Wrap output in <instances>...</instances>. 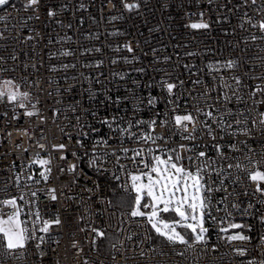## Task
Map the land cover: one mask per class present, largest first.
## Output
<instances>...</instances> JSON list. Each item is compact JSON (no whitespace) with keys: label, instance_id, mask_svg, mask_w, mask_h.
Here are the masks:
<instances>
[{"label":"built area","instance_id":"1","mask_svg":"<svg viewBox=\"0 0 264 264\" xmlns=\"http://www.w3.org/2000/svg\"><path fill=\"white\" fill-rule=\"evenodd\" d=\"M27 3L0 6V83L29 93L0 98V218L19 209L32 239L14 251L0 240V264H264V193L249 177L264 171V95L251 96L264 84V0ZM200 13L210 27L190 28ZM188 113L184 131L174 117ZM177 155L202 169L207 197L205 240L190 247L153 242L146 216L109 200L114 186L135 194L130 174L154 157ZM13 198L16 207L3 203ZM92 229L115 234L109 253Z\"/></svg>","mask_w":264,"mask_h":264},{"label":"snow or ice","instance_id":"2","mask_svg":"<svg viewBox=\"0 0 264 264\" xmlns=\"http://www.w3.org/2000/svg\"><path fill=\"white\" fill-rule=\"evenodd\" d=\"M42 0H28L26 8H33L34 6H39ZM111 2V0H109ZM252 4L256 3V0H251ZM9 0H0V6L7 5ZM124 7L131 11L132 9L138 8L139 4L136 3H125ZM47 15L53 17L56 13L48 9ZM201 20L199 22L191 23L188 25L192 29H208L210 24L203 20V13L199 14ZM38 18V17H37ZM251 22V18H249ZM255 26V25H254ZM260 30L264 31V20L260 21L258 24ZM256 39V37H253ZM127 47L128 51L131 52L133 49L130 46ZM229 68L235 67V62L229 61ZM236 83H240L239 77H234ZM264 81V76L257 77ZM6 87H0V98L7 96L10 101L26 100L29 96V93L23 92L19 93L18 91L9 90L13 86L11 80L4 81ZM18 87V86H15ZM167 91L171 93L176 87L175 84L166 83ZM257 94L264 95V84H257L254 91L251 93L252 97L257 96ZM152 103V100L149 101ZM264 103V100L261 101ZM20 107H24V104L21 103ZM28 115L33 113L29 112ZM208 116H211L212 113H207ZM259 123L264 125V112L260 114ZM175 124L182 127L184 131H188V125L195 123V119L191 113L185 115H176L174 117ZM154 123V122H153ZM239 123V121H237ZM255 123V121H254ZM195 130V129H193ZM209 134H211V128L209 127ZM151 137H149L150 139ZM194 138V137H188ZM43 147V145H41ZM60 149H63L65 146L63 144L58 146ZM219 148V146H217ZM127 151V150H125ZM137 156L140 155L139 152L136 153ZM201 157L205 156L204 152H200ZM62 159L64 157H61ZM181 160L179 155L172 157L168 156L167 159H162L160 156L154 157V162L149 165L145 163L144 167L148 171L140 170V174H130L131 187L130 190L135 193L134 204L132 206L130 216L132 217H147V223L151 225V228L155 232L165 238L170 244H183L191 246L189 240L186 239L187 232L181 233L177 231V227H182L186 230H190L193 234V242H201L205 240V233L208 231L203 226V217L205 215V209L207 207L206 200L207 197L202 194V189L204 185L202 181V169L197 168L195 171L190 170L186 166L179 164L178 161ZM41 165L48 164L49 161L40 160L38 161ZM97 161L92 160L90 163L95 164ZM231 167V165H229ZM239 167V165H237ZM75 168V165L70 167V171ZM50 171V169H47ZM155 174V175H153ZM41 176L47 177L44 173H41ZM249 177L252 181L257 182L256 190L258 192L264 193V188L260 187V184L264 182V171L256 170L249 173ZM147 179V183H144V179ZM125 191H129L127 186L124 187ZM54 193L55 190L53 189ZM179 193V195H177ZM32 195H35L33 193ZM150 198V203L141 204V201L144 199V196ZM53 200H56L57 197L55 194L51 197ZM23 199V197H20ZM5 205H11L16 207V199H8L3 201ZM141 207L150 208V212H144L141 210ZM174 213V217L169 221L168 219L161 216L162 213ZM199 213V218H198ZM20 211L17 209L13 214L7 215V218H0V240L3 241L4 246L10 250L14 251L17 249H24L26 242L32 239V236L29 233V229L26 226V222L19 219ZM179 217V219H176ZM37 220L39 216L37 215ZM50 223L59 224L60 220L57 218L55 221L43 222V227L39 228L41 232H48ZM232 228H239L241 225L232 224ZM227 231V229H222ZM96 232L98 236H104V232L98 231L97 229H92ZM130 238V237H129ZM41 242H43V237H38ZM230 241L235 240H249L250 237L234 234L228 237ZM261 239H264L262 237ZM37 244V248H39ZM240 255H243L245 250H238Z\"/></svg>","mask_w":264,"mask_h":264},{"label":"trees","instance_id":"3","mask_svg":"<svg viewBox=\"0 0 264 264\" xmlns=\"http://www.w3.org/2000/svg\"><path fill=\"white\" fill-rule=\"evenodd\" d=\"M134 197H135V194H127V195L122 194L119 191V189L115 186L111 189L109 193L110 203L118 210L132 209V206L134 204ZM174 215L175 214L172 212L161 214L162 217L168 220H171L174 217ZM204 222L206 224V229H207L206 215H204ZM178 228L181 233L187 232V235L185 237L186 239H188L189 241H193V234L190 232V230H186L182 227H178ZM149 229H150L153 242H157V243L168 242L165 238L159 236L150 226H149ZM115 238H116L115 234L104 232V236L97 237L95 249L102 254L109 253L111 245L115 241Z\"/></svg>","mask_w":264,"mask_h":264},{"label":"rangeland","instance_id":"4","mask_svg":"<svg viewBox=\"0 0 264 264\" xmlns=\"http://www.w3.org/2000/svg\"><path fill=\"white\" fill-rule=\"evenodd\" d=\"M0 87H6V86L4 85V81H2V82L0 83ZM9 90L16 91V88H15L14 85H13L11 88H9ZM139 174H140V173H139ZM137 175H138V174H137ZM153 175H155V174H153ZM143 182H144V183H147V179L145 178ZM201 183H202V182H201ZM202 194H203V190H202ZM177 195H179V193H178ZM144 200L151 202V201H150V198L147 197V195L144 196ZM142 211H144V212H150V210H142ZM198 218H199V213H198ZM19 219L21 220L20 217H19ZM176 219H179V217H177ZM169 221H171V220H169ZM149 226L151 227L150 224H149ZM203 226L206 228V224H205V222H204V217H203ZM153 230H154V229H153ZM154 231H155V230H154ZM177 231H179V228H178V227H177Z\"/></svg>","mask_w":264,"mask_h":264}]
</instances>
